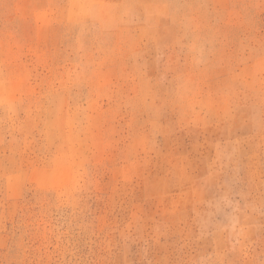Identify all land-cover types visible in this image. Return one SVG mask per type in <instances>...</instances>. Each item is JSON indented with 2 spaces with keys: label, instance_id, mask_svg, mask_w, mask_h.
Wrapping results in <instances>:
<instances>
[{
  "label": "rangeland",
  "instance_id": "1",
  "mask_svg": "<svg viewBox=\"0 0 264 264\" xmlns=\"http://www.w3.org/2000/svg\"><path fill=\"white\" fill-rule=\"evenodd\" d=\"M0 264H264V0H0Z\"/></svg>",
  "mask_w": 264,
  "mask_h": 264
}]
</instances>
